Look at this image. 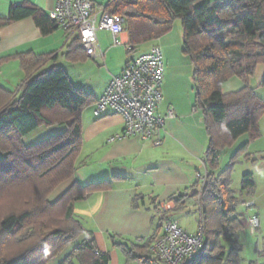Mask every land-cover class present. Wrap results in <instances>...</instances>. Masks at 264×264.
Instances as JSON below:
<instances>
[{"label":"trees","instance_id":"obj_1","mask_svg":"<svg viewBox=\"0 0 264 264\" xmlns=\"http://www.w3.org/2000/svg\"><path fill=\"white\" fill-rule=\"evenodd\" d=\"M104 8L106 13L125 19L133 52L164 37L176 20L182 21L183 54L193 65V79L199 89L194 108L203 110L209 137L203 158V186L201 176L191 194L170 199L175 203L172 212L184 209L190 198L200 207L203 246L184 264H240L238 233L243 226L237 209L241 203L231 189L236 158L220 174L214 171L220 149L244 135L250 142L261 136L264 101L249 81L258 67L264 66V0H109ZM27 18H33L45 36L59 30L49 15L30 3L11 6L8 17L0 18V28ZM68 49L69 61L86 60L79 38ZM56 58L55 54L25 53L0 59V66L18 60L25 74L20 96L0 86V264H50L85 233L75 217V205L94 193L111 190L112 183L121 179L114 177L87 186L74 184L56 203L49 202V196L78 168L83 149L82 114L97 103L91 94L75 87L61 67L44 70ZM232 78L242 80L245 87L223 94L222 85ZM42 127H60L63 131L27 147L23 139ZM255 187L253 175H244L242 192L253 194ZM132 205L141 209L145 197L135 196ZM156 210L160 212L159 207ZM154 240L131 247L114 240L113 246L123 251L127 264H154L147 256ZM110 261V256L98 251L94 240L89 239L62 264Z\"/></svg>","mask_w":264,"mask_h":264},{"label":"crops","instance_id":"obj_2","mask_svg":"<svg viewBox=\"0 0 264 264\" xmlns=\"http://www.w3.org/2000/svg\"><path fill=\"white\" fill-rule=\"evenodd\" d=\"M24 3L36 6L49 16L56 9V0H0V18L8 17L11 6ZM103 33L110 36L111 34L98 31L97 55L103 53L105 58L95 60L86 56L85 61L74 63L78 68L74 79L69 77L75 87L84 89L97 102L104 95L111 78L120 75L128 62L136 56L133 52L130 54L133 56L126 59L122 65L111 64L112 67L109 69L106 59L107 55L109 57L112 55L113 50L105 49L100 39ZM75 38L60 28L45 36L34 19L27 18L0 28V59L25 53L55 54L57 56L55 61L48 64L44 70L59 66L66 72L65 68L71 65L66 54ZM123 39L127 43L130 42L127 32ZM155 47L158 46L151 49ZM163 57L165 62L163 102L158 108V114L164 116L168 108L172 107L176 110L177 118L166 121L165 144L162 147L154 148L138 138L109 143L110 138L123 131L124 118L112 111L101 117L96 116L97 103L83 111V149L77 161L78 168L71 179L62 183L49 196V202L56 203L74 184L87 186L114 177L121 179L112 183L111 190L94 193L86 201L75 205V217L84 226L85 233L50 264H62L89 239L94 240L98 251L110 256V264H126L123 251L115 248L113 241L128 247L143 246L149 239L157 237L161 232V223L159 216L156 217L159 212L156 208L171 204L174 209L175 203L170 199L190 194L198 178L206 174L203 158L209 145V137L205 130L203 114L194 108L196 94H193L195 87L193 89L192 86V83L195 84L193 65L190 60L184 62L181 59L172 65L170 58L164 53ZM166 59L169 60V67L166 65ZM86 73L95 74L96 77L83 86L81 82ZM263 78L264 66L260 65L255 77L249 81V86L259 97L257 88L261 86ZM24 79L25 74L18 60L0 66V86L3 89L20 96L19 88ZM244 87L242 80L232 78L222 85L221 91L223 94H230ZM262 91L264 92V89ZM62 131L63 128L60 127H42L26 136L23 143L31 147ZM263 168L264 163L256 172H261ZM137 195L145 197V205L135 210L132 204ZM190 202H187L186 207ZM249 202L254 203L251 200L246 205ZM171 213L173 212L169 213V217ZM147 256L150 255L147 253ZM131 264L142 263L136 261Z\"/></svg>","mask_w":264,"mask_h":264},{"label":"built area","instance_id":"obj_3","mask_svg":"<svg viewBox=\"0 0 264 264\" xmlns=\"http://www.w3.org/2000/svg\"><path fill=\"white\" fill-rule=\"evenodd\" d=\"M50 17L61 30L80 39L89 58H105L103 53L97 55L100 30L111 34L113 47L125 46L129 54L133 52L130 43L123 39L127 32L125 19L106 13L104 7L98 9L91 0H56V9ZM164 71L162 50L155 47L136 55L120 75L111 78L104 95L96 104L95 114L101 117L112 111L124 118L125 126L120 134L110 138L109 143L138 138L154 148L165 144L166 121L176 119L177 113L170 107L166 115L158 114L163 102ZM204 180L201 177V182ZM253 206V202L247 204L249 208ZM172 210L171 204L160 207L161 232L148 248L154 264H184L192 261L203 246L202 229L196 236L186 233L178 220L168 216ZM240 220L251 234H260L258 214L248 216L243 213ZM249 264H264V259Z\"/></svg>","mask_w":264,"mask_h":264},{"label":"rangeland","instance_id":"obj_4","mask_svg":"<svg viewBox=\"0 0 264 264\" xmlns=\"http://www.w3.org/2000/svg\"><path fill=\"white\" fill-rule=\"evenodd\" d=\"M91 1L95 3L97 8H103L107 5L109 0ZM183 36L184 30L182 21L176 20L173 24L172 30L168 34H166L159 40L139 46L134 54L139 55L141 53H146L148 51H151V48L157 45L158 48H161L163 50L165 56L170 58V64L172 63V65H174L178 62L179 59L186 62V60L189 59L183 55ZM100 39L103 45L106 47L105 49L110 51L113 50L112 55L110 57L109 55H107L106 59L107 67L109 69L112 67L111 64H114L115 66L122 65L126 61V59L133 56L127 54L125 48H111L112 38L109 34L103 33L100 36ZM69 62L71 63V65L65 68L67 72L66 74L74 79L78 68L74 66L73 61ZM166 62L167 67H169V60L166 59ZM94 77H96L95 74L86 73L84 75V78H82L81 84L83 86H86L88 82ZM192 86L193 89L195 87L193 94L197 95L198 91L195 84L192 83ZM262 89H264V87L260 86L259 88H257V92L260 95V98L264 101V92L262 91ZM198 109V111L203 114V110L201 108ZM259 131L261 133V136L253 142H250V138L248 135H244L237 139L233 144L227 145L223 149H220L217 153L219 165L218 168L214 171L216 175L220 174L222 171H225L227 168H229L232 164V159L236 158L233 173L231 174V189L233 190L235 197L241 203L237 209L239 214L238 221L243 226L241 231L238 233L239 243L242 246V251L239 255L241 261L240 264H248L253 261L264 259V168L261 172H256L257 168L261 166L262 163H264V117L259 122ZM246 144H248V146L244 148ZM248 173H251L253 175L256 184L253 194L242 192V179L243 176ZM204 181L200 182L201 187L203 186ZM200 186L198 188L199 190L201 188ZM251 200L254 201L255 206L249 208L247 207L246 203ZM188 201H191L188 207L171 213L170 218L178 220L181 228L186 233L192 236H196L202 228L201 214L199 209L200 207L196 199L190 198L188 199ZM239 210L243 211L239 212ZM243 213H246V215L248 216L259 214L261 222V230L259 232L260 234L254 235L247 231V229L244 227V223L240 220V216ZM224 246H226L227 249L230 248L229 244L226 242H224Z\"/></svg>","mask_w":264,"mask_h":264},{"label":"water","instance_id":"obj_5","mask_svg":"<svg viewBox=\"0 0 264 264\" xmlns=\"http://www.w3.org/2000/svg\"><path fill=\"white\" fill-rule=\"evenodd\" d=\"M197 91H198V93H199V89L197 88Z\"/></svg>","mask_w":264,"mask_h":264}]
</instances>
